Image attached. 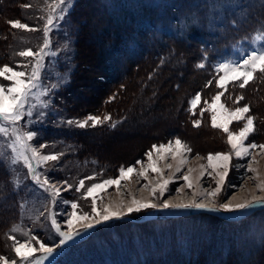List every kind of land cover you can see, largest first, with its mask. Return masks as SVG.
Instances as JSON below:
<instances>
[{"label": "trees", "instance_id": "16d2710c", "mask_svg": "<svg viewBox=\"0 0 264 264\" xmlns=\"http://www.w3.org/2000/svg\"><path fill=\"white\" fill-rule=\"evenodd\" d=\"M25 1L0 0V64L8 59V44L12 38L9 21L18 19ZM240 1L246 4L242 15L237 9L243 5H237V0H76L68 16L69 26L74 32L76 70L71 75L70 84L60 91L63 95H60V104L69 109L77 108V115L90 112L111 117L112 123L90 129V134L117 132L136 120L145 121L156 110L167 109L168 106L179 108L182 115L193 93L213 89V84L208 83L213 80V64L218 59L234 55V48L242 43V35L245 37L250 31L264 29V0ZM85 4L89 6L82 10ZM224 4L228 7L225 5L224 8ZM260 14L262 19L258 21ZM239 25H245L248 30L243 28L238 34ZM200 63L205 67H198ZM88 71L90 78L85 80L84 74ZM168 73L171 75L166 76ZM80 77L83 81H79ZM181 83L184 84L179 88ZM239 83L227 86L224 93L229 96L225 95L224 99L228 97L235 101L234 96L244 97L240 101L246 100L249 113L255 117L256 131L250 138L259 140L264 131L263 118H257L258 111L264 109V74L257 72L243 89ZM87 87L86 92L95 89L94 95L87 97L90 101L86 104L72 102L77 93L84 92ZM180 114H176L173 127L167 129L172 135L179 133V125L184 122ZM166 126L169 125L166 124L162 132L167 133ZM24 199L23 189L16 185L8 168L0 165V252L3 237L20 220ZM261 211L264 210L254 213ZM196 215L208 218L209 224L219 226L220 232L222 224H239L245 218L234 219L203 210L195 215H168L160 219L126 217L104 224L69 244L65 248V256L63 253L64 263L264 264L262 235L249 247V236L242 229L234 231L236 233L229 238L223 235L219 240L226 242L216 252L214 237L197 240L204 236L201 227L187 228V232L182 230L193 223L183 219ZM179 219L183 221L168 231L167 237L162 235L164 231L158 232V236L152 235L150 229L154 231L157 222L168 225ZM146 229L151 233L145 232ZM134 231H141L142 235L139 238L132 236ZM220 232L217 230L215 233L220 236ZM181 233L185 236L181 237ZM60 254L55 257L54 264L58 263Z\"/></svg>", "mask_w": 264, "mask_h": 264}, {"label": "rangeland", "instance_id": "374dc122", "mask_svg": "<svg viewBox=\"0 0 264 264\" xmlns=\"http://www.w3.org/2000/svg\"><path fill=\"white\" fill-rule=\"evenodd\" d=\"M75 1L76 0H68V3L62 6L66 9L65 17L62 20H54L53 25L50 26L52 31L49 33V47L46 51L55 53V55H49L45 58V66L41 71L40 78V84L42 87L35 90L36 93H39L48 89L50 96L44 98L42 101L38 96L34 95L29 100L30 105H37L33 110V117L29 119L25 116L19 124L15 126H7V135L0 132V159H3L6 162L7 168L11 173L14 182H16V185L20 186L25 193V199L20 208V220L18 223L12 225L9 228L8 235L3 237L4 244L0 256L5 257V259L9 261V264H12V261H16L17 264H20V258L13 251L14 246H16L18 242L27 243L28 245L37 248V252L33 253L31 258L33 264H35V261H38L43 253L39 251V245L32 239V237L36 236L40 238L42 242L47 240L51 243L48 238L56 236L55 229L51 224L52 218H56L61 229L66 231L67 229L64 221L67 213L71 211V202L77 203L78 213L82 214L85 211L90 213L91 198L86 197L87 188L91 186V184L99 183L104 179L115 178L118 176L119 167L135 165L137 159H141L147 163L145 154L152 149L154 144L159 145L163 143L167 145L170 140L174 142L175 138H180L184 143L191 147L192 152L187 153V162L183 165L181 172L176 174L177 177L182 176L189 168L196 170L192 173L193 176L198 175L200 165H207V156L209 154H215L216 152L231 153V148L227 144V134L224 133L222 129L212 128L211 113L205 110L203 114H201V110L207 109L212 98L221 91L223 92V95L220 102L225 104L227 108L233 109L238 106L243 107L247 104L245 102L246 100L242 103L241 101L237 102L236 100H230L228 97L227 100L224 99L226 96H229V94L227 92L224 93L226 90H221L216 87L215 81L218 79V73L215 69L216 66L222 62H237L252 51L258 53L264 52V29H259L256 32L250 31L248 36H241L242 43L234 48V55L227 56L224 59H218L217 62L213 64L211 73L213 78V89L209 90L210 92L204 91L203 89L202 92L193 93L192 96L188 98L186 108L183 110L182 115L180 114L181 111L179 108L172 109L168 106L167 109L156 110L153 116L145 118V121L136 120L129 125L123 126L117 132L107 131L108 133L96 132L90 134V129L104 127V125L106 126V124L111 122L112 119L96 127H91L90 122L89 126L83 129L76 127L75 123L69 126L67 125L68 119H72L73 121L85 120L88 115L92 114L87 112L83 113V115H77L75 114L77 108L69 109V107L67 108L60 104V91L70 84L71 75L76 70L74 60L75 40L72 36V33L74 32L71 31L68 18L69 12ZM256 1L258 2V0ZM52 4L53 0H26L23 3L19 10V17L16 20L25 23L27 27L25 29H13L9 23V26L12 28V38L10 44H8V59L3 64H0V67L7 65L8 67L13 68V70L25 71L26 74L31 73L32 64L35 63V57H21L18 53L28 50L35 53L43 47L44 27L47 23L48 16L53 14L50 12V6ZM236 4L243 5L242 8L237 9L238 14L242 15L245 11L246 4L244 5V2L242 3L240 0H237ZM24 5H28V7H24ZM221 5L222 4H220V6ZM225 5L226 4H224V8ZM86 6L89 5H82V10L85 9ZM58 14L59 10L53 15L58 16ZM88 14H91V12H88ZM259 19L260 20L258 21H261V14ZM92 21L94 22V20ZM246 24L249 25V22L246 21ZM233 25L235 27L236 24ZM243 28L247 29L245 25L238 26V34H240ZM90 54L92 53L90 52ZM84 75L85 80H88L90 78V71L85 72ZM169 75H171V73L166 74V76ZM79 81H83V79L81 78ZM0 84L7 87L10 82L4 81L3 78L0 77ZM183 84L184 83H181L179 88L182 87ZM54 85L59 86L53 90ZM214 86L216 88H214ZM88 89L89 87H87L84 92L77 93L72 99V102L75 104L78 102H83L85 104L88 103L90 100L87 97H89V95H94L95 92V89H90L86 92ZM214 89L216 90L214 91ZM181 93L182 90L180 91V94H177V97H179ZM197 93H200L201 100L194 109L195 114H193V112L189 110L190 101L195 98ZM236 97L234 96L235 99ZM205 101L208 103L206 104ZM43 103H48L49 107L44 108ZM40 112H44L42 119L39 118ZM176 114H180V117L184 119V124L182 123L179 125V133L177 135H172L167 129L173 127V121ZM248 114L251 115L250 113ZM105 115L106 114L102 113L97 114L101 119H103ZM198 115H202V117L199 118ZM258 115V120L260 119L259 117L263 118L261 122H263L264 125V109L258 111ZM196 120L200 121L199 126H194L193 122ZM244 122L245 121H234L230 125V131L237 132L239 128L243 126ZM111 123L110 126L112 125ZM166 124L169 125L168 127L166 126L165 129L167 130V133L162 132V128ZM259 125L260 124H258V126ZM12 127L18 128L20 133L26 132L27 130L36 131L38 135L34 140L27 142L29 147H35L40 155L55 154L58 156L56 161H48L41 163L40 165H37L35 160L32 161L33 167L40 173V180L44 181L46 178L49 180V183L44 185V187L50 188V191H44L43 188L35 183L32 176L29 175L28 169L24 165L22 158L18 159V162L15 165L11 164V161L17 159L20 152H25V154L29 156L31 155L30 152H26L24 148H21L20 143L15 142L14 136L11 132ZM57 134L61 136H58ZM250 136L248 140L245 141L246 144L252 142H255L257 145L264 144V131L259 140H254L250 138ZM40 144H44L45 147L43 149L39 148ZM13 146L16 148L15 152L13 151ZM165 155L166 158L159 162V166L164 169V178H168V176L171 175L172 169H167L165 165L173 164L174 166L175 161L171 159L170 154ZM153 156L155 158L157 154L153 153ZM250 161L251 166L256 169V172L246 171ZM135 168L139 170L140 165H135ZM208 171H211V169H208ZM89 177H91V179H89ZM154 178L155 174L149 173V179H152L153 183L155 182ZM81 180H84V186L79 192H77L76 188L80 187ZM262 180H264V149L258 147L250 150V155L244 159H237L233 155L232 160L230 161V171L226 177L225 184L222 186V192L219 197L197 196L195 199H197L198 202L215 204L218 207L220 203L235 204L244 202L245 200H252L253 197H264V191H260L257 187ZM144 183H146V181L138 178L135 173H133L128 179L121 181L119 186H111L106 191L99 193L97 204L102 208L104 205H115L121 199H123L125 203L130 201L132 197H135L136 199H150V189L143 188L142 185ZM69 185H71V188L68 187ZM52 186H54V189H59L61 193L55 201H53L51 195V190H54ZM177 187L181 188L179 193L176 192ZM214 188L215 180L209 177L206 172L205 176L194 189L185 188L182 180L176 181L170 185L169 191L163 198L153 200L152 202L162 203L163 199H168L172 203H187L194 198V191H211ZM65 200L70 203L65 205ZM200 211L202 210L189 209L160 211L148 209L140 213H133L127 218L130 219L132 217L136 220L139 217H142L143 219H155L159 217L158 219H160L163 218V216L165 217L168 215H195ZM209 213L222 215L224 217H232L234 219L245 217L243 219L244 221L239 224L235 223L234 225L230 224L228 226L222 224V232H220L219 226L215 227V225L212 224L214 226L212 227V225L209 224V219L206 217L196 215L183 219L193 221L192 224L182 228L185 232H187V228L194 229L196 226L201 227L204 236L198 237L197 240L199 238L208 239V236L214 237L217 242V246L214 250L216 252L220 250V247L226 242L223 239L219 240V237L223 235L229 238L230 235L235 234L242 229L249 236V247L255 244V239L258 240L260 238L259 236L264 234L262 233V228H264V218L262 217L264 216V211L256 212L252 215L250 214L253 212H249L239 216L234 213H225L222 210ZM180 220L183 221L182 219L174 220L168 225L163 224L164 222H157L158 224L156 223L154 225V231L153 229H150L151 232H153L152 235L156 234L158 236L160 235L157 234L158 232L164 231L162 235L167 237L168 235L166 234L169 233L168 231H171L175 226H178ZM117 225H119V223ZM76 226L79 227V224ZM115 229L118 230L119 228L115 227ZM100 230H102V228ZM100 230H98V232ZM150 230L146 229L145 232L151 233ZM217 230L220 232V236L217 235L218 233H215ZM141 231H134L132 236L137 235L139 238L140 235H142ZM116 232H119V230ZM180 236L184 237L185 234L181 233ZM64 251L65 248L60 249L59 252L62 256L57 264H65L64 256L66 253ZM59 252L57 254H59ZM210 254L212 255V252ZM0 264H3V261H0ZM44 264H50V262L45 261ZM69 264H71V261Z\"/></svg>", "mask_w": 264, "mask_h": 264}, {"label": "snow or ice", "instance_id": "6c2138e0", "mask_svg": "<svg viewBox=\"0 0 264 264\" xmlns=\"http://www.w3.org/2000/svg\"><path fill=\"white\" fill-rule=\"evenodd\" d=\"M68 0H53V4L50 6L51 13H57L58 16L50 14L47 18V23L44 27V44L43 47L38 52L21 51L19 56L21 57H35V63L32 64V71L30 74H26L25 71L13 70V68L5 65L0 67V77L4 81L10 82L9 86L5 87L0 84V132L7 135V126H15L19 124L25 116L29 119L33 117V110L37 105L29 104V100L34 96H38L42 101L44 98L50 96L49 90L45 89L42 92L36 93V89L42 87L40 84L41 71L44 68L45 58L49 55H55V53H50L46 51L49 47V33L52 31L51 25H53L54 20H62L65 17L66 9L62 7L66 5ZM28 7V5H24ZM13 29H25L27 25L19 20L9 21ZM198 67L204 68L205 64L200 63ZM216 72L218 73V79L215 81V85L218 89L226 90L227 86L231 83L240 81L239 87L241 89L254 79L257 72L264 74V52L252 51L247 56L243 57L237 62H222L216 66ZM209 84L212 82L209 81ZM59 85H54L53 90ZM223 92H218L213 98L210 104H208L207 109H202L201 114L205 110L211 113V127L214 129H222L224 133L227 134V144L231 148V153L229 152H216L215 154H209L207 156V165L201 164L199 167V174L193 176L192 173L196 171L195 169L189 168L186 173L182 176L177 177L176 174L181 172L183 165L187 162V153H191L192 149L186 143H184L180 138H175L174 142L170 140L167 145L161 143L159 145H153L152 149L149 150L145 156L147 158V163L141 159L135 161V165H140L139 170L135 168V165H129L127 167L121 166L118 169V176L115 178L104 179L99 183H93L87 188L86 197L91 198V211L90 213L85 211L82 214L78 213V205L76 202L64 201L65 205L70 203L71 211L67 213L64 224L66 226V231L62 230L59 226L58 220L56 218L51 219L52 227L55 229L56 236L49 237L51 241L49 243L47 240L42 242L40 238L33 236L32 239L36 241L39 245V251L43 253L35 264H44L45 261L54 264V257L62 248H67L69 244H74L76 239L82 238L90 231H94L98 227L104 224L110 223L114 220H122L133 213H140L148 209L154 210H203L209 212L223 211L225 213H234L243 215L245 213L253 212L255 210H264V197H253L252 200H245L240 203H220L217 207L215 204H208L203 202H198L195 197H219L222 192V186L225 184L226 177L230 171V161L233 155L237 159H244L250 155V150L260 148L264 149V144L257 145L255 142L246 144L245 141L248 140L249 136L256 131L254 126L255 117L249 115L250 108L247 104L243 107H235L229 109L225 104L221 103V97ZM243 96H237L236 101L239 102L243 100ZM201 100L200 93L195 95V98L190 101V111L194 113V109ZM207 104L208 102L205 101ZM43 107H49L48 103H43ZM44 112L39 113V118H43ZM111 119L110 116L105 115L103 119L97 115H88L85 120L73 121L72 119L67 120V125L71 126L75 123L78 128H86L89 126L96 127L103 124ZM245 121L243 126L239 128L237 132L230 131V125L234 122ZM194 126H199L200 121L196 120L193 122ZM112 127H116L115 124ZM12 135L16 143H20L21 148H24L26 152H30L31 155L25 154V152H20L17 159L11 161L12 165L18 162V159L23 160L24 165L28 169L29 175L32 176L36 184H38L44 191H50V188H45L44 185L49 183L46 178L44 181L40 180V173L36 171L33 167L32 161L35 160L37 165L48 161H56L58 156L52 155H40L35 147H29L27 142H31L38 135L34 130H27L26 132L20 133L19 129L16 127L11 128ZM44 144H40L39 148L43 149ZM13 151L16 148L13 146ZM153 153L157 156L154 158ZM165 154H170L171 159L175 161V165L166 164L167 169H172L171 175L168 178H164L163 171L159 166V162L166 158ZM0 165L7 167L6 162L0 159ZM211 169V171H208ZM247 172H256V169L251 166V161L246 169ZM215 180V188L211 191H194L193 199L189 202H179L172 203L168 199H163L162 203H154L153 200L161 199L169 191V187L172 183L176 181H183V186L187 189H194L197 184L200 183L205 173ZM135 175L146 181L142 185L145 189H150V199H136L132 197L130 201L125 203L121 199L115 205H104L100 208L97 204L98 194L106 191L111 186H119L121 181L126 180L131 174ZM149 173L155 174V182L149 179ZM91 179V177H89ZM84 186V180L80 181V187L76 188L79 192ZM71 188V185L68 186ZM260 191H264V180L257 185ZM54 189V186H52ZM181 191L180 187L176 188V192ZM59 189L51 190V195L53 201L60 195ZM158 194V195H157ZM79 224V227L76 225ZM262 233H264V228H262ZM58 237V239H57ZM11 238V237H10ZM264 240V234L261 237ZM13 251L20 258V264H33L31 260L33 253L37 252V248L28 245L27 243H17L14 246ZM0 261L3 264H9V261L5 257L0 256ZM12 264H17L16 261H12Z\"/></svg>", "mask_w": 264, "mask_h": 264}, {"label": "bare ground", "instance_id": "6f19581e", "mask_svg": "<svg viewBox=\"0 0 264 264\" xmlns=\"http://www.w3.org/2000/svg\"><path fill=\"white\" fill-rule=\"evenodd\" d=\"M162 124V123H161ZM150 134V133H149Z\"/></svg>", "mask_w": 264, "mask_h": 264}]
</instances>
